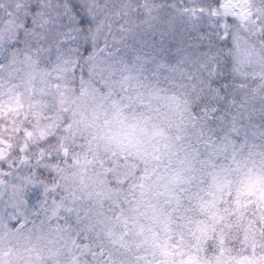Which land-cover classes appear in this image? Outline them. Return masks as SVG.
<instances>
[{
  "label": "snow or ice",
  "instance_id": "obj_1",
  "mask_svg": "<svg viewBox=\"0 0 264 264\" xmlns=\"http://www.w3.org/2000/svg\"><path fill=\"white\" fill-rule=\"evenodd\" d=\"M0 264H264V0H0Z\"/></svg>",
  "mask_w": 264,
  "mask_h": 264
}]
</instances>
